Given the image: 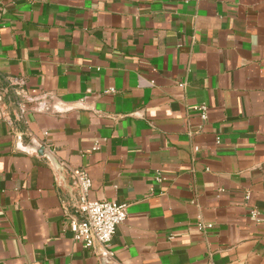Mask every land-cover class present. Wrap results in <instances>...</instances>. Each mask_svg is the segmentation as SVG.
Listing matches in <instances>:
<instances>
[{
    "label": "crops",
    "instance_id": "crops-1",
    "mask_svg": "<svg viewBox=\"0 0 264 264\" xmlns=\"http://www.w3.org/2000/svg\"><path fill=\"white\" fill-rule=\"evenodd\" d=\"M73 167L105 264H264V0H0V264H99Z\"/></svg>",
    "mask_w": 264,
    "mask_h": 264
},
{
    "label": "built area",
    "instance_id": "built-area-1",
    "mask_svg": "<svg viewBox=\"0 0 264 264\" xmlns=\"http://www.w3.org/2000/svg\"><path fill=\"white\" fill-rule=\"evenodd\" d=\"M22 80L9 78V85L14 86L21 83ZM42 107L47 109V105L42 102ZM23 105L19 102V107ZM204 120L207 116V105L202 103L193 107ZM98 148V142H95L92 149ZM196 149V147H195ZM76 182V214H70L65 211V221L68 229L72 232L73 239L78 241L84 248H99V264H103L101 259L110 258L112 250L110 249L111 240L115 233L116 226L123 222L127 216L126 204L115 200H98L88 197L92 180L88 171L82 167H73L70 169ZM157 180H161L160 175H156ZM248 194L244 195L247 200ZM251 217L259 220L258 211L251 208L249 211ZM199 229H207L212 226L211 223L203 221L198 222Z\"/></svg>",
    "mask_w": 264,
    "mask_h": 264
},
{
    "label": "water",
    "instance_id": "water-1",
    "mask_svg": "<svg viewBox=\"0 0 264 264\" xmlns=\"http://www.w3.org/2000/svg\"><path fill=\"white\" fill-rule=\"evenodd\" d=\"M26 148L34 150L38 154L45 155L50 160H52L54 164L56 163L55 160H53L51 154L48 152V150L46 149V147L42 143L35 141V140H30L27 143ZM101 261L103 264H105L106 261H109V258L104 257L101 259Z\"/></svg>",
    "mask_w": 264,
    "mask_h": 264
}]
</instances>
